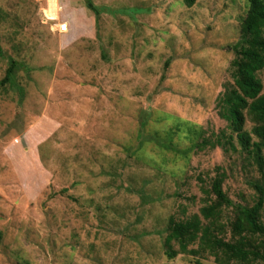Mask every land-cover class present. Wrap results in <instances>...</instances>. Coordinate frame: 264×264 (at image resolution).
Here are the masks:
<instances>
[{"label": "rangeland", "instance_id": "obj_1", "mask_svg": "<svg viewBox=\"0 0 264 264\" xmlns=\"http://www.w3.org/2000/svg\"><path fill=\"white\" fill-rule=\"evenodd\" d=\"M93 1L98 16L86 0H0V264H220L170 258L165 238L171 216L215 200L219 173L235 203L258 199L262 174L236 138L191 148L230 132L217 104L248 2ZM11 59L20 69L2 85Z\"/></svg>", "mask_w": 264, "mask_h": 264}, {"label": "trees", "instance_id": "obj_2", "mask_svg": "<svg viewBox=\"0 0 264 264\" xmlns=\"http://www.w3.org/2000/svg\"><path fill=\"white\" fill-rule=\"evenodd\" d=\"M196 1L183 0L188 6H193ZM247 2L240 39L228 47L235 54L231 62L233 82L226 85L217 104L218 113L227 121L230 132L223 130L215 141L202 137L201 141H194L191 148L218 145L225 151L236 150L233 143L236 138L241 148L253 156L262 174V180L254 183L258 199L252 206L235 203L224 191V174L219 173L212 180L210 190H207L215 195V200H208L200 208V214H192L182 220L170 217L165 238V252L170 258L176 257L179 252L192 255L207 252L220 264H264V85L258 76L264 69V0ZM86 5L97 16L100 14L93 0H86ZM168 65L169 60L166 62ZM19 69L20 62L11 59L1 84L14 83ZM247 115L254 122L251 131L245 128ZM173 132L171 130L168 134L172 135ZM157 141L164 148L174 151L175 147L166 139ZM178 153L187 155L188 151L179 150ZM62 191H66V188ZM224 206H231L236 212L231 239L221 235L225 231L220 222ZM2 238L3 233L0 231V241ZM174 242L179 245L178 251L173 247ZM195 244L197 248H190ZM196 263L204 264L199 259Z\"/></svg>", "mask_w": 264, "mask_h": 264}, {"label": "built area", "instance_id": "obj_3", "mask_svg": "<svg viewBox=\"0 0 264 264\" xmlns=\"http://www.w3.org/2000/svg\"><path fill=\"white\" fill-rule=\"evenodd\" d=\"M58 31L61 33H65L69 31L68 22H62L58 24Z\"/></svg>", "mask_w": 264, "mask_h": 264}]
</instances>
